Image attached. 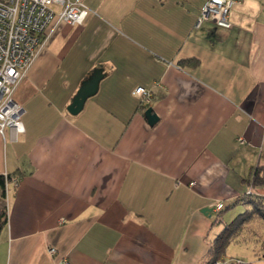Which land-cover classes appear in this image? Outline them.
<instances>
[{
  "label": "crops",
  "instance_id": "1",
  "mask_svg": "<svg viewBox=\"0 0 264 264\" xmlns=\"http://www.w3.org/2000/svg\"><path fill=\"white\" fill-rule=\"evenodd\" d=\"M82 1L83 24H60L14 90L24 132L0 135V174L17 179L0 192V264H206L247 190L264 196L250 184L264 165V0L236 2L229 28L195 26L206 0Z\"/></svg>",
  "mask_w": 264,
  "mask_h": 264
},
{
  "label": "built area",
  "instance_id": "2",
  "mask_svg": "<svg viewBox=\"0 0 264 264\" xmlns=\"http://www.w3.org/2000/svg\"><path fill=\"white\" fill-rule=\"evenodd\" d=\"M239 0H206L195 24L211 20L217 26L229 28L232 6ZM56 7V8H54ZM82 0H0V135L16 139L24 132L21 120L23 107L15 100L14 90L25 76L39 51L60 24L81 25L89 14ZM140 105L151 100V91L142 86L133 90ZM243 142V138H239ZM17 184V179H12ZM7 190V188H6ZM252 193L248 189L245 195ZM221 210V201L210 204ZM49 253H55L50 247ZM229 261H217L216 264ZM241 263V261H237ZM60 264H71L63 259Z\"/></svg>",
  "mask_w": 264,
  "mask_h": 264
},
{
  "label": "trees",
  "instance_id": "3",
  "mask_svg": "<svg viewBox=\"0 0 264 264\" xmlns=\"http://www.w3.org/2000/svg\"><path fill=\"white\" fill-rule=\"evenodd\" d=\"M10 180H12L11 174H0V192L3 198H5L6 194L7 182ZM250 184L251 188L264 187V165L256 166L250 179ZM239 202L245 209L236 214L216 235L212 241L206 264H216L218 260L222 259L227 246L232 242H251L258 250H264V239L258 236L259 232L254 227L256 223H262L264 225V196L252 192L244 195ZM6 215V207H3L0 211V230L6 223ZM238 263L228 262L225 264Z\"/></svg>",
  "mask_w": 264,
  "mask_h": 264
},
{
  "label": "water",
  "instance_id": "4",
  "mask_svg": "<svg viewBox=\"0 0 264 264\" xmlns=\"http://www.w3.org/2000/svg\"><path fill=\"white\" fill-rule=\"evenodd\" d=\"M103 76V69L97 67L94 68L91 73L82 81L70 104L67 106V111L70 114H76L79 112L86 99L95 94L99 81ZM144 114L149 124H154L158 119L157 115L153 112L152 107H148ZM211 210L212 208L210 207H204L201 209V212L207 214Z\"/></svg>",
  "mask_w": 264,
  "mask_h": 264
},
{
  "label": "rangeland",
  "instance_id": "5",
  "mask_svg": "<svg viewBox=\"0 0 264 264\" xmlns=\"http://www.w3.org/2000/svg\"><path fill=\"white\" fill-rule=\"evenodd\" d=\"M210 214H214V216H216L213 211H210ZM254 227L260 233H258V236L261 239H264V225L262 223H256V226ZM222 260L232 263L241 261V264H264V250H258V248L254 247L251 242H232L227 246L222 259L218 261L221 262Z\"/></svg>",
  "mask_w": 264,
  "mask_h": 264
}]
</instances>
